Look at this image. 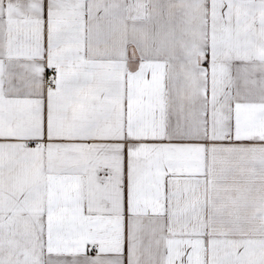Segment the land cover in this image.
<instances>
[{
	"label": "snow or ice",
	"instance_id": "6c2138e0",
	"mask_svg": "<svg viewBox=\"0 0 264 264\" xmlns=\"http://www.w3.org/2000/svg\"><path fill=\"white\" fill-rule=\"evenodd\" d=\"M0 264H264V0H0Z\"/></svg>",
	"mask_w": 264,
	"mask_h": 264
}]
</instances>
